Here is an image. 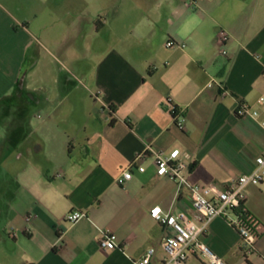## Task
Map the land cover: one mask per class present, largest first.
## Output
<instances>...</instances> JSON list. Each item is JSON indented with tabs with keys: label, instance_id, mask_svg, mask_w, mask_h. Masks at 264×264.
Instances as JSON below:
<instances>
[{
	"label": "crops",
	"instance_id": "1",
	"mask_svg": "<svg viewBox=\"0 0 264 264\" xmlns=\"http://www.w3.org/2000/svg\"><path fill=\"white\" fill-rule=\"evenodd\" d=\"M262 96L264 0H0V264H138L149 249L164 264L171 231L151 210L196 220L191 193L135 157L179 149L193 183L225 189L264 154ZM246 195L256 253L222 217L203 237L227 264H264V182Z\"/></svg>",
	"mask_w": 264,
	"mask_h": 264
},
{
	"label": "built area",
	"instance_id": "2",
	"mask_svg": "<svg viewBox=\"0 0 264 264\" xmlns=\"http://www.w3.org/2000/svg\"><path fill=\"white\" fill-rule=\"evenodd\" d=\"M219 39L220 44L225 46L229 42L230 36L222 31ZM176 46L178 45L174 41L167 43L168 48ZM227 53V50H222L223 55H227ZM92 95L96 101L102 102L100 93L94 92ZM258 104L264 106V96L258 99ZM236 115L238 117L249 116L256 120L260 117L259 111L254 110L246 103L239 104ZM260 125L264 128V120H260ZM178 126L184 130V119L178 123ZM149 156L153 157V164L159 177L167 178L180 187L189 190L196 212V220H192L184 212L177 215L165 214L159 206L151 210V217L166 225L171 231V235L162 244L167 253L164 264H190V258L198 255L204 257L206 264H227L213 253L203 241L210 223L220 217L232 221V225L238 230L242 238L245 253L247 255L256 253L260 225L245 206L246 188L249 185L258 186L264 182V154L257 158L256 167L251 173L242 175L225 189H220L215 185L193 183L189 178L187 165L182 160L179 149L165 152L148 146L135 157L132 166L134 165L138 172L145 173L147 169L144 162ZM132 178L133 173L130 168H127L121 173L118 183L124 185ZM86 216L85 212L74 211L68 213L65 219L69 223L75 224ZM117 239L114 232L102 230L99 239L101 249L104 251L117 249ZM154 253L155 249H149L146 256L138 264H149Z\"/></svg>",
	"mask_w": 264,
	"mask_h": 264
}]
</instances>
